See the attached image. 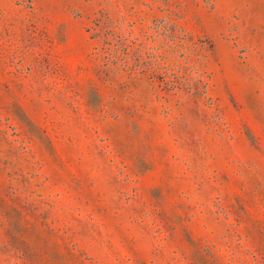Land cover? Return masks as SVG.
<instances>
[{
	"label": "rangeland",
	"instance_id": "374dc122",
	"mask_svg": "<svg viewBox=\"0 0 264 264\" xmlns=\"http://www.w3.org/2000/svg\"><path fill=\"white\" fill-rule=\"evenodd\" d=\"M0 264H264V0H0Z\"/></svg>",
	"mask_w": 264,
	"mask_h": 264
}]
</instances>
